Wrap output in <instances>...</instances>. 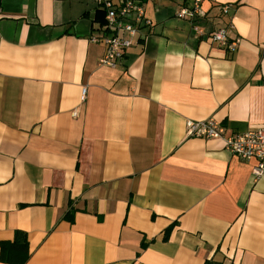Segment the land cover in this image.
Segmentation results:
<instances>
[{"label": "crops", "instance_id": "0c3cea01", "mask_svg": "<svg viewBox=\"0 0 264 264\" xmlns=\"http://www.w3.org/2000/svg\"><path fill=\"white\" fill-rule=\"evenodd\" d=\"M143 2L110 66L94 0H0V241L26 231L25 264H264V175L186 133L264 127V0ZM230 21L234 52L209 38Z\"/></svg>", "mask_w": 264, "mask_h": 264}, {"label": "built area", "instance_id": "2783aa9c", "mask_svg": "<svg viewBox=\"0 0 264 264\" xmlns=\"http://www.w3.org/2000/svg\"><path fill=\"white\" fill-rule=\"evenodd\" d=\"M101 11L104 12L105 23L102 24L104 34L93 36L92 42H102L105 53L101 63L116 66L134 38L143 27L151 22L145 13L143 0H94ZM231 4L221 7L223 13H227ZM179 18L193 20L202 17L204 10L202 0H192L191 5L184 6L176 14ZM194 29L204 35L205 28L195 25ZM235 25L230 21L225 26L211 31L209 38L223 48L234 52L239 44V39L233 36ZM87 88H83L82 99L86 98ZM186 133L189 137L220 138L226 143V147L235 155L246 160H255L253 175L260 178L264 175V127L250 129L245 132H227V128L214 117L202 120L189 119L186 123Z\"/></svg>", "mask_w": 264, "mask_h": 264}, {"label": "trees", "instance_id": "16d2710c", "mask_svg": "<svg viewBox=\"0 0 264 264\" xmlns=\"http://www.w3.org/2000/svg\"><path fill=\"white\" fill-rule=\"evenodd\" d=\"M69 212L65 214V218L73 221ZM172 225L166 230L165 236H168ZM31 256L27 232L21 229L15 231L14 238L11 240L0 241V261L10 264H25ZM204 264H223L222 261L207 259Z\"/></svg>", "mask_w": 264, "mask_h": 264}]
</instances>
